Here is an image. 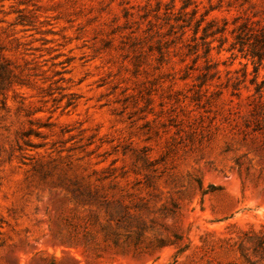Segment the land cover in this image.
I'll return each instance as SVG.
<instances>
[{
	"label": "rangeland",
	"instance_id": "374dc122",
	"mask_svg": "<svg viewBox=\"0 0 264 264\" xmlns=\"http://www.w3.org/2000/svg\"><path fill=\"white\" fill-rule=\"evenodd\" d=\"M251 22L264 0H0V264H246Z\"/></svg>",
	"mask_w": 264,
	"mask_h": 264
},
{
	"label": "trees",
	"instance_id": "16d2710c",
	"mask_svg": "<svg viewBox=\"0 0 264 264\" xmlns=\"http://www.w3.org/2000/svg\"><path fill=\"white\" fill-rule=\"evenodd\" d=\"M197 10H193L192 14H195ZM253 22L245 23L242 29V34L248 38H252V42L249 45V50H247L246 57L249 56L253 62L255 68V74L258 72V68L264 63V26L258 30H255L254 27H251ZM200 24L196 27V32H198ZM243 51V48H242ZM0 72L2 78L8 79L11 71L9 68L2 62H0ZM256 79V78H255ZM255 84H257L255 82ZM238 83L236 84V86ZM235 86V87H236ZM257 92L264 91V82L260 85L257 84ZM237 89V88H235ZM254 117H256V122L258 125V130L263 135L264 138V103L254 104L252 109ZM245 241L251 244L252 252L250 256H247L244 253V243ZM237 249L242 257L245 258L246 264H263L264 261V238L259 236H247L246 240L242 239L237 244Z\"/></svg>",
	"mask_w": 264,
	"mask_h": 264
}]
</instances>
